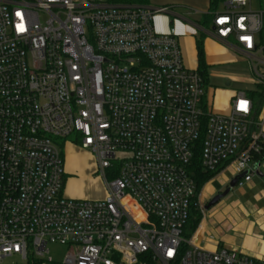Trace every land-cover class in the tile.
I'll return each instance as SVG.
<instances>
[{"label": "built area", "instance_id": "1", "mask_svg": "<svg viewBox=\"0 0 264 264\" xmlns=\"http://www.w3.org/2000/svg\"><path fill=\"white\" fill-rule=\"evenodd\" d=\"M223 0L212 36L250 71L227 115L211 113L197 70L184 66L169 7L122 0H0V264H264L204 250L185 230L192 163L242 176L264 160V0ZM90 151L106 196L64 198L61 142ZM262 161H259L260 157Z\"/></svg>", "mask_w": 264, "mask_h": 264}, {"label": "crops", "instance_id": "2", "mask_svg": "<svg viewBox=\"0 0 264 264\" xmlns=\"http://www.w3.org/2000/svg\"><path fill=\"white\" fill-rule=\"evenodd\" d=\"M145 1L143 5L148 6L149 3ZM152 2L156 4L153 5L155 7L170 8V13L154 18V28L159 33L166 32L170 27L175 29L183 63L187 69L198 68L196 46L200 40L206 70L221 68L229 69L231 72L224 80L223 87L218 89L208 87L205 96L207 108L211 113L227 115L234 94L247 92L242 91V86L252 84V81L247 82V79H251L248 65L210 33L211 18L208 20L205 16L217 11V7L212 10L211 0H152ZM200 16H203L202 21H199ZM239 64H242L244 78L247 76L243 82H240L242 79L238 80L235 77L236 73H233L240 68ZM262 129L264 131V123ZM61 148L66 149L61 195L73 200L87 197L77 190L78 181L73 176L81 170L84 171L81 168V157L86 155V151L67 140L61 143ZM88 171L92 169L89 168ZM212 174L198 193L200 219L189 234L193 242L210 252L226 249L255 259L264 258V160L249 182L241 188L234 186L223 199L208 210H204L205 205L214 196L224 192L235 178L231 169L223 166ZM97 197L98 200L103 199L105 192L100 190Z\"/></svg>", "mask_w": 264, "mask_h": 264}, {"label": "rangeland", "instance_id": "3", "mask_svg": "<svg viewBox=\"0 0 264 264\" xmlns=\"http://www.w3.org/2000/svg\"><path fill=\"white\" fill-rule=\"evenodd\" d=\"M147 2L149 3V7H155L153 5L154 2H152V0H147ZM252 4L250 9L252 11H257L259 9V0H251ZM128 4H135L136 2L133 0H127ZM218 12L223 10V6L221 5V3H218L217 5V9ZM157 18V17H156ZM155 18V19H156ZM203 20V16L199 17V21ZM156 21V20H155ZM156 24V22H155ZM156 27V25H155ZM239 69H237L235 72V77L239 80L240 82H243L244 79L247 77L244 75L245 73L242 70V64H239ZM231 74V72H229V69H207L206 70V76H207V84L205 85V90H207L208 87H212L214 89H218L223 87L224 85V80L226 79V77H228ZM246 81V80H245ZM248 81H252L251 79ZM241 89V88H240ZM256 90V87L253 84H244L242 86V91H249L252 92ZM264 123V122H263ZM67 141H72L76 147H79L78 142L75 140V138H67ZM62 143V142H61ZM65 148H61L62 151V159L63 162L65 161V157H66V152H65ZM84 150V149H83ZM86 151V155H83V157H81L82 159V169H84V171L78 174H73V176L75 177V179H77L78 183H77V190L85 195H87V197L85 198H80V199H76V200H83V201H96L98 200V193L100 190L105 192V196H106V189H105V184L104 181L102 179V177L99 175L98 170H97V165L95 162V158L93 156V154L88 151V150H84ZM91 166V167H90ZM92 169V171H88V169ZM63 171H64V163H63ZM63 181H64V177H63ZM101 200V199H100ZM192 207L197 208L199 210V197L197 196L195 201L193 202ZM188 229L184 230L182 236L187 238L188 237ZM47 251H48V255L47 257L50 258V260L54 263V264H61L63 257L65 255V253L67 252V247L57 244V243H49L46 247ZM2 264H27L26 262L21 261L19 258L17 257H12V258H7L5 259Z\"/></svg>", "mask_w": 264, "mask_h": 264}, {"label": "trees", "instance_id": "4", "mask_svg": "<svg viewBox=\"0 0 264 264\" xmlns=\"http://www.w3.org/2000/svg\"><path fill=\"white\" fill-rule=\"evenodd\" d=\"M123 2H127V0H122ZM135 1L137 4H145V0H133ZM223 0H211V5H212V10H215L218 3L222 2ZM208 20H210L211 18V14H207L205 16ZM197 57H198V68H197V72L200 75L204 86L207 84V76H206V67L203 61V51H202V44L201 41L198 40L197 41ZM263 157L261 156L259 158V161H262ZM192 172H193V178L195 180V184H196V194L199 193L201 187L203 186V184L210 179V177L213 175L212 173L214 172H206L204 170L201 169L200 165H199V150L196 151V154L194 156V160L192 163ZM196 198L193 199V202L195 201ZM193 202L190 206V212H189V218L186 224V230L188 229V234H190L196 227L199 219H200V210H198L197 208H193ZM27 264H41L40 262H36V261H28Z\"/></svg>", "mask_w": 264, "mask_h": 264}, {"label": "water", "instance_id": "5", "mask_svg": "<svg viewBox=\"0 0 264 264\" xmlns=\"http://www.w3.org/2000/svg\"><path fill=\"white\" fill-rule=\"evenodd\" d=\"M257 173H258V172H257ZM241 177H242L241 175L235 177V178L230 182V184L228 185V188H227L224 192H222V193L217 194L216 196H214V197H213V198H212V199H211V200L205 205L204 210H208V209L211 208L213 205H215L217 202H219L221 199H223V198H224V197L230 192V190L234 188L236 182H237L238 180H240Z\"/></svg>", "mask_w": 264, "mask_h": 264}]
</instances>
